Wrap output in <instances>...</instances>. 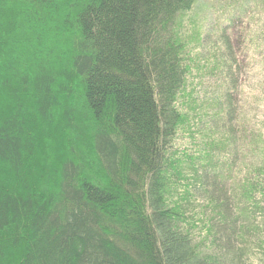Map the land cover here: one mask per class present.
<instances>
[{"label":"trees","instance_id":"obj_1","mask_svg":"<svg viewBox=\"0 0 264 264\" xmlns=\"http://www.w3.org/2000/svg\"><path fill=\"white\" fill-rule=\"evenodd\" d=\"M198 2L0 0V264H264V138L191 123L194 78L222 74L230 117L238 88L237 59L189 31ZM218 4L228 51L264 70L243 25L264 0Z\"/></svg>","mask_w":264,"mask_h":264},{"label":"rangeland","instance_id":"obj_2","mask_svg":"<svg viewBox=\"0 0 264 264\" xmlns=\"http://www.w3.org/2000/svg\"><path fill=\"white\" fill-rule=\"evenodd\" d=\"M218 2L219 0H199L188 15V20L191 18L194 19L193 23H191V25L188 24V26L190 32L194 26H196L202 34L203 47L200 49L203 57H211L212 61L219 58V56L223 59L226 58V60L228 58L237 59L236 66H231L233 71L236 70L235 75L237 77H235L237 78V83L235 85H238L234 93L236 114L234 117H230L228 114L220 113L218 107L212 102L220 93L218 91V83L223 77H221L222 74L219 76L206 75L203 78L197 76L194 78L191 88H189V90L195 88V111H190L191 123L194 125V129L197 128L199 131L204 127H208L209 129L207 128V131L213 133V135L216 136L215 138L227 133L228 130L231 129L230 133L235 134L236 138L239 139L240 135L237 134V129L240 126L239 122L244 121L249 127L248 131L261 136L262 139L264 138V94L262 92V85L264 83L263 62L261 57L254 55L255 50H253L254 46L252 45V49L248 50L246 54L237 46H234L232 51H228L227 46L229 42L235 43V35H237L238 27L232 30L229 28L228 19L226 22L225 19H222L224 15H218L216 11ZM243 25H248V30L251 33H256V31L260 30L264 35V12L256 10L254 13H251L249 10V12L246 13ZM245 26H242V28H245ZM220 46L224 49L221 50ZM247 46L250 47L249 43ZM215 52H218L217 56ZM203 62L205 61L203 60L202 63ZM226 67L227 64L225 65V68ZM196 134H198V131H196L195 135ZM240 143L241 140L238 141V144ZM193 144L194 142L187 131H181L174 139L175 147H180L181 149L185 147L194 148ZM261 144L263 145L264 141L261 142ZM195 148L197 149V147ZM227 154L228 151L224 153V156ZM256 159H258V157ZM243 160L244 158L240 154L237 158V162ZM198 203H203L202 199L199 198V201H194V205L197 207L196 210H199L200 207ZM185 206L187 207L188 205ZM190 207L193 206L190 205ZM203 214L205 213L201 212L199 217H202ZM252 240L254 242L264 241V227L259 229L258 234L255 235Z\"/></svg>","mask_w":264,"mask_h":264}]
</instances>
